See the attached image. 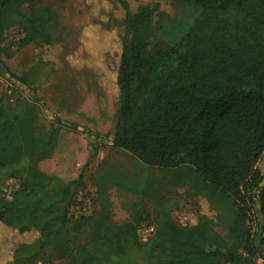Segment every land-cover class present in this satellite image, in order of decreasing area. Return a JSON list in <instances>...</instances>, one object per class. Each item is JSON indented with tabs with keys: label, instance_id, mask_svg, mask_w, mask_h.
<instances>
[{
	"label": "trees",
	"instance_id": "trees-1",
	"mask_svg": "<svg viewBox=\"0 0 264 264\" xmlns=\"http://www.w3.org/2000/svg\"><path fill=\"white\" fill-rule=\"evenodd\" d=\"M178 1L193 18L167 25L169 42L152 50L155 8L132 12L119 0L124 34L108 77L119 99L113 146L177 182L192 174L195 187L218 194L219 214L180 225L160 207L145 242L139 214L123 223L107 213L71 223L68 210L83 177L64 182L38 166L56 148L62 123H43L33 108H0V186L9 175L22 180L12 200L0 197V239L17 241L6 264L46 257L51 264L58 257L65 264H135L140 254L146 264L264 261V0ZM15 27L25 33L22 43L46 46H64L80 32L62 23L52 3L0 0V51ZM18 79L30 83L27 74ZM32 233L35 239L26 240Z\"/></svg>",
	"mask_w": 264,
	"mask_h": 264
},
{
	"label": "rangeland",
	"instance_id": "rangeland-1",
	"mask_svg": "<svg viewBox=\"0 0 264 264\" xmlns=\"http://www.w3.org/2000/svg\"><path fill=\"white\" fill-rule=\"evenodd\" d=\"M43 2L57 7L62 23L80 32L64 46H46L42 41L22 43L25 33L19 27L8 30L0 51V108L12 112L33 108L43 123L55 127L62 123L56 148L38 166L64 182L83 177L84 186L76 189L68 210L71 223L82 216L97 218L105 213L123 223L139 214L144 220L138 235L145 242L160 207L170 208L180 225L191 224L200 214L216 218L221 208L218 194L195 187V176L189 173L177 182L166 169L146 165L113 146L119 99L108 77L113 76L120 35L124 34L121 22L125 10L119 0ZM127 2L132 12L143 5L155 8L156 29L149 40L152 50L169 42L164 34L167 25L175 21L186 26L194 16L193 9L178 0ZM101 71L108 76L102 77ZM26 74L28 85L18 79ZM260 167L264 174V157ZM21 184L15 175L7 176L0 186V197L12 200ZM33 238L32 233L25 239ZM9 241L0 239V264L12 258L17 241ZM58 258L53 262L65 264ZM146 262L145 255L140 254L135 264ZM33 264L51 263L46 257Z\"/></svg>",
	"mask_w": 264,
	"mask_h": 264
},
{
	"label": "built area",
	"instance_id": "built-area-1",
	"mask_svg": "<svg viewBox=\"0 0 264 264\" xmlns=\"http://www.w3.org/2000/svg\"><path fill=\"white\" fill-rule=\"evenodd\" d=\"M155 231V225L151 226L149 229H147V235L144 237V241H146Z\"/></svg>",
	"mask_w": 264,
	"mask_h": 264
}]
</instances>
